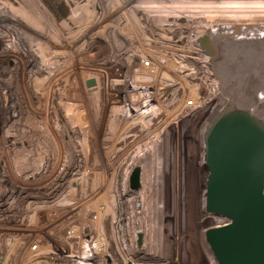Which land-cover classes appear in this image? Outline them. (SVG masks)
<instances>
[{
  "label": "rangeland",
  "instance_id": "obj_1",
  "mask_svg": "<svg viewBox=\"0 0 264 264\" xmlns=\"http://www.w3.org/2000/svg\"><path fill=\"white\" fill-rule=\"evenodd\" d=\"M38 1L50 21L36 38L43 43L50 69L57 70L55 76L48 75L40 58H23L28 52L19 37L12 29L0 27L4 74L0 89L11 92L10 98L4 92L0 95V264L23 263L19 240L24 228L20 217H8L5 210L17 216L32 214L27 230L45 233L56 219L47 216L50 208L37 207L40 198L58 196L71 202L52 207L57 218L73 213L88 223L102 206L108 222L120 192L133 202L140 200L142 209L132 217L131 228L143 234L146 249L176 255L179 264H209L203 239L204 229L210 226L202 206L205 122L200 121L204 115L201 120L191 116L181 121L178 135L166 124L163 137L155 138L151 133L157 127L154 121L151 130L143 132L139 122L133 121L139 116L127 119L125 110L117 105L122 98L111 84L116 68L113 59L117 51L123 50L125 55L128 45L134 48L137 42L146 48L159 46L145 45V40L198 38L213 53L220 76L219 114L264 118V56L262 50L259 54L253 50L260 51L261 44L254 40H260L262 33L243 39L246 45L242 39L227 41L223 37L229 26L236 33L247 24L263 26L264 16L233 20L220 6L224 0H154L134 9L130 0ZM52 5L60 14L53 15ZM88 78L96 80L93 91L85 86ZM156 79L163 77L157 75ZM11 105L14 113L9 110ZM64 105L72 107L71 120L64 116ZM172 107L161 111L162 122L174 116L176 108ZM8 118H21V123L6 133ZM135 166L140 168L138 188L129 186L126 191L120 184L128 180L129 185ZM51 179L66 183L53 189L35 185ZM26 201L37 202L27 209Z\"/></svg>",
  "mask_w": 264,
  "mask_h": 264
},
{
  "label": "built area",
  "instance_id": "obj_2",
  "mask_svg": "<svg viewBox=\"0 0 264 264\" xmlns=\"http://www.w3.org/2000/svg\"><path fill=\"white\" fill-rule=\"evenodd\" d=\"M145 43L159 44L155 47L162 48H146L137 42L134 48L128 45L125 55L123 50L114 55L113 65L126 71V76L114 78L119 85L114 88L119 93L123 92L121 88L127 92L125 101L118 105L127 113L132 104L151 102L152 106L143 116L146 124L142 126L143 121L139 122V129L150 131L154 121L157 127L152 128L151 133L158 139L163 137L166 124L173 126V134L178 135L181 121L191 116L201 120L204 115L200 122H206L222 98L213 53L204 48L202 40H145ZM157 51L159 53H155ZM157 75L163 80L156 79ZM174 76L181 79H173ZM167 107L176 109L174 116L164 123L165 119L162 122L163 117L159 118V115ZM120 193L108 222L105 221L104 208L99 206L97 211L94 210L91 222L86 223L72 213L51 223L45 233L27 230L31 227L32 214L17 216L14 211H8V217H20L21 227L25 229L21 230L19 240L22 264H179L176 255L164 256L144 247L143 234L131 228L132 217L141 211V203ZM45 198L39 199L38 208L46 206L51 210L52 207L71 204L63 197ZM58 200L62 202L60 205ZM29 205L32 206L27 202L25 207L28 209ZM138 234H141L140 243Z\"/></svg>",
  "mask_w": 264,
  "mask_h": 264
},
{
  "label": "water",
  "instance_id": "obj_3",
  "mask_svg": "<svg viewBox=\"0 0 264 264\" xmlns=\"http://www.w3.org/2000/svg\"><path fill=\"white\" fill-rule=\"evenodd\" d=\"M218 108L202 129V206L218 218L203 239L219 264H264V118H227ZM139 173L135 166L130 188H138Z\"/></svg>",
  "mask_w": 264,
  "mask_h": 264
},
{
  "label": "bare ground",
  "instance_id": "obj_4",
  "mask_svg": "<svg viewBox=\"0 0 264 264\" xmlns=\"http://www.w3.org/2000/svg\"><path fill=\"white\" fill-rule=\"evenodd\" d=\"M148 2H155V1L154 0H130L128 4H129V6H131V8L134 9V8H136V6H141V5H143L142 3H148ZM130 3H131V5H130ZM184 5L186 7H188L190 4H184ZM177 6H180V5H177ZM220 6L224 7V10L228 13V14H225L226 17H231L233 20H236V21L238 20V18L239 19H248L250 17L260 18V17L264 16V0H224ZM178 8H180V7H178ZM48 21H50L49 15H48L47 11L45 10V8L40 4V2L38 0H0V27H2L4 29H9V28L12 29L11 32L17 38L19 37V40L26 47L27 52H28L26 54H22L23 58H25V57H28V58L38 57V58H40V60L42 61V65H45V68H47L48 75L49 76H52V75L55 76L57 70L56 69L55 70L50 69L51 68V66H50L51 61H50V59L49 60L46 59L43 55L44 50H45V48L42 46L43 43L41 42V40H37V38H36L37 34L39 35L40 33H43V29H46L44 26L46 25V23ZM242 24H246V23L244 22ZM260 25L262 26V24H260ZM260 25L254 27L250 24H247L246 25L247 27H243V29H242L243 31H239L238 33L235 32V29H233L234 28L233 26H229L227 29H225L228 33H225L226 36H223V37H225L227 41H229L231 39L232 40L242 39L241 41L243 42V44L246 45L247 42L244 41L243 39H250L252 37L254 38V37H256L262 33V36H259L260 40H254L255 42H259V45L261 44L260 46L258 45L260 48V51L257 50L256 48L253 50L255 52L258 51L257 52L258 54L263 51L261 55L264 56V48H263L264 43L262 42V40L264 41V31H263L264 25L262 27ZM261 28H263V29H261ZM151 29H152V26H151ZM240 33H241V35H240ZM155 35H156V33H155ZM238 36H240V38ZM197 40H199V39L197 38ZM26 49H25V51H26ZM240 50L241 49H238L239 52H242ZM53 56H56V55H53ZM54 58H56V57H54ZM34 66H36V65L34 64ZM35 69H37V67ZM112 71H113L112 72L113 79L117 78V77H121L123 75L126 76V71L123 72L124 70H121V68H119V67H116ZM111 84L113 85V87H119L118 82L115 79L114 80L111 79ZM95 86L87 87V88L89 90L93 91L92 89H95ZM144 89L145 88L143 87L142 90L144 91ZM120 91L121 92L123 91L122 93H120V96L122 98L121 102H122V101H125V99L127 98V92L124 91V88H121ZM2 92H4V90L0 89V95L1 96L3 95ZM4 93L6 95V98L8 96H9V98L11 97L10 91L8 92V90H7V92L5 91ZM121 102H118L117 105L120 104ZM144 102H147V101H144ZM144 105H142V103H139V104H135V105L132 104L131 106H129L128 111L125 114L127 119H130V116H134L136 114L139 116L140 119L138 120L135 118V120H133V121H137V122L143 121L142 126H144V124H145V122L143 120V118H144L143 116H145L144 112H146L152 106V103L148 102L145 106ZM142 106H144L143 110H142ZM63 109H64V116L68 120H71V118H72V115H71L72 107L69 105H64ZM9 110L12 113L15 112L12 105H11V107L9 106ZM8 120H6V122H10V125L8 126V129H6V131L4 130V132H6V133L12 132V128L21 123V118H15V119H11V118L9 119L8 118ZM133 121H130V122H133ZM70 139H71V141H74L75 138H70ZM78 142L83 146V143L81 140H79ZM64 161L65 160L61 161L60 163L63 164ZM72 174H73V172H72ZM51 180L49 182L44 183V184H41V182H40V183H37L35 185H38L37 188L42 186L44 188L53 189V188H58V186H62V185H64V183H66V182L57 183V182H54L55 179L52 180L53 182ZM16 183L24 184V182H22V181H16ZM125 183L120 184V186L125 188L127 191L128 187H129L128 180H126ZM110 184L114 185L113 182ZM62 201H64V200L62 199ZM26 202H28V201H26ZM0 203H1V201H0ZM9 203L11 204V202H9ZM9 203H7V204H9ZM30 203L34 204L35 201H31ZM60 203H62V202L60 200H58L59 205H60ZM74 208L75 207H73V208L70 207L71 210H73ZM5 211L8 212V211H10V209H7ZM54 212L52 210H50L49 213H47V216H51L50 218L53 217L56 219V220H52L53 222L57 221L58 219H62V218H57L58 215H55L56 212L55 213ZM203 217L209 225H212V224L218 222V218L212 216L211 214H209L207 212L203 213ZM37 232H40V231L38 230ZM208 260H209V264H219L216 261H213L210 258V256H208Z\"/></svg>",
  "mask_w": 264,
  "mask_h": 264
},
{
  "label": "flooded vegetation",
  "instance_id": "obj_5",
  "mask_svg": "<svg viewBox=\"0 0 264 264\" xmlns=\"http://www.w3.org/2000/svg\"><path fill=\"white\" fill-rule=\"evenodd\" d=\"M35 68H36V66H35ZM256 69H257V67H256ZM2 70V66L0 65V71ZM249 70V69H248ZM256 71V70H255ZM245 73V72H244ZM262 73H264V69H263V71H262ZM247 74H250L249 72L247 73ZM243 75H245V77H246V73L245 74H243ZM251 75V74H250ZM0 77H1V79H4V74H3V72L1 71V73H0ZM1 82V81H0ZM85 86H86V80H85ZM264 86V85H263ZM262 89H263V87H262Z\"/></svg>",
  "mask_w": 264,
  "mask_h": 264
},
{
  "label": "trees",
  "instance_id": "obj_6",
  "mask_svg": "<svg viewBox=\"0 0 264 264\" xmlns=\"http://www.w3.org/2000/svg\"><path fill=\"white\" fill-rule=\"evenodd\" d=\"M61 5H62V3H61ZM50 9H51L53 15H58V14H60L58 11H56L55 6L52 5V7H50ZM64 12H66V10H65ZM64 12H62V14H63ZM57 17H58V16H57Z\"/></svg>",
  "mask_w": 264,
  "mask_h": 264
}]
</instances>
